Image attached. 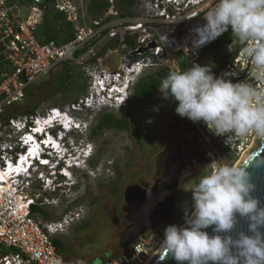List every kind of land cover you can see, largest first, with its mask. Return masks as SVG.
I'll list each match as a JSON object with an SVG mask.
<instances>
[{
	"label": "built area",
	"instance_id": "1",
	"mask_svg": "<svg viewBox=\"0 0 264 264\" xmlns=\"http://www.w3.org/2000/svg\"><path fill=\"white\" fill-rule=\"evenodd\" d=\"M108 3L107 10L94 17L84 13L82 0H53V8L73 27V38L56 44L40 43L36 37L44 0H0V264H62L63 256L53 239L85 216L84 208L71 205L79 195L71 171L38 152L39 143L46 142L43 137L47 141L55 137L36 133L59 118L60 108L7 114L22 105L30 86L63 61H70L83 71L87 89L66 110H119L131 102L133 87L142 76L159 68L180 69L182 61L191 64L220 37L199 47L193 45V29L206 23L204 15L214 0H135L133 15L126 18L119 16L114 0ZM208 66L214 76L229 73L224 78L233 83L248 76L238 50L222 69L215 61ZM165 100L158 90L144 106V113L159 114ZM199 123L233 159H240L255 141L249 138L227 144L226 137L214 135L203 121ZM63 203L69 208L54 220H41L33 212V208ZM162 239L156 229L150 230L126 252L102 264H148Z\"/></svg>",
	"mask_w": 264,
	"mask_h": 264
},
{
	"label": "clouds",
	"instance_id": "2",
	"mask_svg": "<svg viewBox=\"0 0 264 264\" xmlns=\"http://www.w3.org/2000/svg\"><path fill=\"white\" fill-rule=\"evenodd\" d=\"M204 19L203 26L193 29V45L199 47L231 29L230 50H238L247 78L233 83L224 78L229 73L214 76L210 66L193 63L186 70L170 71L159 91L176 102V114L193 123L203 121L214 135L226 137L227 144L249 138L264 142V0H214ZM60 110L58 120L36 133L40 136L44 131L57 138V151L43 137L46 142L39 143L38 152L70 171L80 170L79 154L86 166L93 148L73 133L82 134L95 113L84 110L88 112L81 120L73 115L75 111ZM249 165H264V158L249 152L238 164L225 163L203 175L190 190L191 210L185 215V226L167 225L159 249L177 264H264V234L259 231L264 226V207H258V199L251 195L255 186L246 170ZM237 214L247 219L253 235L221 236L232 231ZM210 226H214L212 235L203 230Z\"/></svg>",
	"mask_w": 264,
	"mask_h": 264
},
{
	"label": "rangeland",
	"instance_id": "3",
	"mask_svg": "<svg viewBox=\"0 0 264 264\" xmlns=\"http://www.w3.org/2000/svg\"><path fill=\"white\" fill-rule=\"evenodd\" d=\"M89 2L90 0H82V9L86 15H89L87 13ZM22 11L25 13V9H22ZM231 41L232 34L230 37H224L221 40L222 49L218 52L219 55L229 51L225 49V46ZM214 56L215 52L209 50L203 62L209 65L213 62ZM114 58L116 59V57ZM70 65L78 89H74L69 93L50 95L54 81L62 72V66L58 65L49 75L44 76L30 86V90L39 100L35 112L45 113L51 107L66 109L71 102L85 93L86 79L82 70L73 63H70ZM82 86H84V89L81 91L79 88ZM35 102L34 98L26 97L21 106L7 111V114H19L23 109L32 107ZM172 105L173 101L169 98L166 99L164 106L156 115L144 113V109H137L132 102L119 110L106 109V111L117 117L130 121L136 132L112 129L92 137L90 131L95 125L99 114V111L94 110L91 113L95 114H92L91 120L88 117L87 127L83 130V133L80 135L73 133L75 138L80 137L91 144L93 155L84 168L71 171L72 180L77 182L76 188L79 191L78 197L71 205L84 208L85 216L81 222L74 224L64 234L57 237L64 244L61 253L63 256L62 264H102L97 259L104 262L108 259L117 258L123 253L122 250L117 248H119L121 231L127 225L124 218L125 214L121 210L122 206L125 205L124 191L133 184L151 187L162 176L164 170L163 153L166 152L165 148L169 141L167 128L169 124L174 123L180 128H183V126L196 128L200 145L203 147L212 146L213 140L202 131V125L199 122L193 123L178 114H171L170 108ZM87 112L84 110L75 111L73 115L82 120ZM174 147L173 150H175ZM210 153L212 157L210 164L203 167L197 164L193 167L187 166L186 171L182 173L175 196L173 217L156 229L162 238L163 230L167 225L185 226V215L191 210L192 193L190 190L198 183L199 179L215 170L217 166L225 163L236 164L239 159H233L217 149L214 152L210 151ZM178 201H182L181 205L177 204ZM66 206L67 204L63 203L59 207L45 209L48 214L47 219L41 218L38 213V216H36L41 220H54L60 217Z\"/></svg>",
	"mask_w": 264,
	"mask_h": 264
},
{
	"label": "water",
	"instance_id": "4",
	"mask_svg": "<svg viewBox=\"0 0 264 264\" xmlns=\"http://www.w3.org/2000/svg\"><path fill=\"white\" fill-rule=\"evenodd\" d=\"M225 65L226 63L220 69ZM167 128L170 141L177 131V127L174 123H171ZM185 129L187 132L179 135L178 141L172 146V153L164 164L162 176L151 187L133 184L125 189L123 194L125 205L122 206L121 210L125 214L124 218L127 221V225L123 228L119 239L122 252H126L136 238L150 230L163 226L173 217L179 180L182 173L186 171L187 166L193 167L197 164L203 167L212 161V157L199 146V138L196 134L197 129L194 127H185ZM169 141L165 148L166 152L170 147ZM173 147L175 150H173ZM249 152L251 156H255L258 159L264 158V142L254 141L253 145L238 161L240 162L246 153ZM244 162L247 163V160ZM246 170L250 173V181L255 186L251 195L258 199V207H264V165H249ZM236 220L237 222L231 232L219 234L221 236L231 235L234 239L237 238L239 232L253 235V233L248 231V221L246 218L240 217L237 214ZM213 227L210 226L203 230L212 235L214 234ZM259 231L264 234V226H261ZM148 264H177V261L170 254L166 255V253L159 249Z\"/></svg>",
	"mask_w": 264,
	"mask_h": 264
},
{
	"label": "trees",
	"instance_id": "5",
	"mask_svg": "<svg viewBox=\"0 0 264 264\" xmlns=\"http://www.w3.org/2000/svg\"><path fill=\"white\" fill-rule=\"evenodd\" d=\"M52 1L53 0H44L45 9L42 16V20L36 30V37L40 43H47L50 41H54L56 44L66 43L73 38L72 23L71 21L67 20L64 14H62L59 11H56L53 8ZM115 3L117 5L118 10L120 11L119 13L120 17L126 18L133 15L132 7L135 3V0H116ZM108 6H109L108 0H90V2L87 5V13L91 16L97 17L101 15L103 12H105ZM230 36H231V29H228L227 31H225L220 35L219 39L216 41L215 44H213L211 47L202 50L199 57L196 60H194L193 63L200 64L202 66L206 65L205 62H203V59L205 58L207 52L211 50L215 52L213 61L218 63V67L222 66L224 63L230 60L231 57L234 55V53L237 51L236 49L230 50V45H232V41H231L229 44L225 46V49L229 51L225 54H221V55L218 54V52L222 49L221 40L224 37H230ZM70 63L72 62L63 61L60 64L62 66L61 69L62 72L59 73L58 77L56 78V80L52 85V89L50 92L51 96L57 95L59 93H69L74 89H78V87H76L75 85L76 84L74 80L75 77ZM193 63L189 64L185 61H182L180 63V70H186L188 67H191ZM1 68H2V64L0 63V70ZM169 72L170 70L167 68H159L156 70H152L150 71V73H147L144 76H142L133 87V96L131 99L132 104L137 109H143L144 106L147 103H149L153 95L158 92L159 90L158 87L160 85L161 80L164 77H166ZM83 89L84 86L79 88V90L81 91ZM86 89H87V82H86ZM26 97L34 98L36 102L33 104L32 107L23 109L21 113L33 114L35 113V110L39 105V100H37V97L30 90V88L26 91ZM175 107H176V102L173 101V105L170 108L171 114H176ZM112 129L118 131L136 132L134 126L132 125V123H130V121L124 118L117 117L113 113L106 111V109H103L99 111V114L96 118V123L91 128L90 135L93 137ZM221 151L222 154H226V151H223L222 149ZM181 202L182 201H178L177 204L181 205ZM68 208L69 206L66 208V210ZM33 212L38 213L43 219L48 218V214L45 209L33 208ZM53 242L58 252L62 253L64 249V244L62 243V241L56 237L53 239Z\"/></svg>",
	"mask_w": 264,
	"mask_h": 264
},
{
	"label": "flooded vegetation",
	"instance_id": "6",
	"mask_svg": "<svg viewBox=\"0 0 264 264\" xmlns=\"http://www.w3.org/2000/svg\"><path fill=\"white\" fill-rule=\"evenodd\" d=\"M175 126L177 127V129H176L177 131L174 133V135L172 136L171 140L169 141V145H170L169 150L166 153H163V157H164L163 166H164V164H165L168 156H170V154L172 153V146H173V144L175 142L178 141L179 135L184 134L185 132H187V130L185 129L186 126H183V128H180L177 125H175ZM197 133H198V131L196 132V134ZM198 138H199V136H198ZM199 146L201 148H203L206 151V153L209 154V155L211 154L210 151H213L214 152L215 149H217L218 151H220L222 153L221 148L217 145V143L215 141H212V146H210V147H203V146L200 145V139H199ZM118 247L119 248H117V249L121 250L120 244L118 245ZM97 260L101 261V263L103 262L101 259H97ZM94 261H96V260H94Z\"/></svg>",
	"mask_w": 264,
	"mask_h": 264
},
{
	"label": "bare ground",
	"instance_id": "7",
	"mask_svg": "<svg viewBox=\"0 0 264 264\" xmlns=\"http://www.w3.org/2000/svg\"><path fill=\"white\" fill-rule=\"evenodd\" d=\"M54 120H56V119H54ZM54 120H52L51 122H53ZM87 127V126H86ZM65 128H69V125L68 124H66V122H65ZM57 141V138H55L54 140L52 139V137L51 136H49L48 137V141H47V143H52L53 144V147H56V149H57V144L55 143ZM81 153H82V151H81ZM245 154V152L241 155V157L243 156ZM80 156H79V158L81 159V165H82V167L84 168V162H83V160H82V156H81V154H79ZM240 157V158H241ZM239 162V161H238ZM238 162L236 163V164H238Z\"/></svg>",
	"mask_w": 264,
	"mask_h": 264
}]
</instances>
